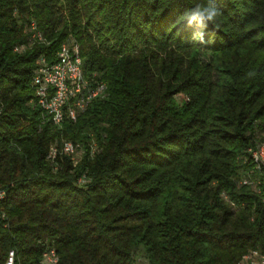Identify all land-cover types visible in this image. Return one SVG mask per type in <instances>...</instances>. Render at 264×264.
Listing matches in <instances>:
<instances>
[{"label": "trees", "instance_id": "16d2710c", "mask_svg": "<svg viewBox=\"0 0 264 264\" xmlns=\"http://www.w3.org/2000/svg\"><path fill=\"white\" fill-rule=\"evenodd\" d=\"M70 38L106 91L54 124L31 80ZM261 144L264 0H0V264H238L264 252Z\"/></svg>", "mask_w": 264, "mask_h": 264}, {"label": "built area", "instance_id": "2783aa9c", "mask_svg": "<svg viewBox=\"0 0 264 264\" xmlns=\"http://www.w3.org/2000/svg\"><path fill=\"white\" fill-rule=\"evenodd\" d=\"M31 29H35L34 23H31ZM33 37L41 39L38 32L34 33ZM56 57L57 60L53 63L41 59L33 74L31 85L36 103L54 124H60L65 118L74 119L77 110H83L90 100L102 97L106 91V84L101 81L91 82L86 78L79 45L73 38L61 44ZM77 146L66 142L63 151L72 159V153L79 151ZM249 151L256 168L260 170L264 167V144ZM55 153L56 149L52 148L49 156L53 158ZM76 163L77 161L73 160V164ZM243 183L252 184L264 204V178H244ZM4 196L5 192L0 190V200ZM5 219V214L0 211V220ZM57 262L58 256L55 250L49 249L42 254V264H57ZM5 264H15L13 250L8 252ZM238 264H264V252L253 250L244 255Z\"/></svg>", "mask_w": 264, "mask_h": 264}, {"label": "clouds", "instance_id": "9594fccd", "mask_svg": "<svg viewBox=\"0 0 264 264\" xmlns=\"http://www.w3.org/2000/svg\"><path fill=\"white\" fill-rule=\"evenodd\" d=\"M218 14L219 10L213 5H209L204 8H198L192 14L191 19L188 20V23L191 24L193 21H195L199 27L203 28L206 27V21L214 20V18H216ZM199 35L201 39H203V33L200 32Z\"/></svg>", "mask_w": 264, "mask_h": 264}, {"label": "rangeland", "instance_id": "374dc122", "mask_svg": "<svg viewBox=\"0 0 264 264\" xmlns=\"http://www.w3.org/2000/svg\"><path fill=\"white\" fill-rule=\"evenodd\" d=\"M200 58L204 61V62H208L209 60V55L207 53H201ZM81 157V152L80 151H74L72 153V159L76 162H78L80 160ZM134 262L135 264H149V262L147 261L144 251L142 250V248H139L135 253H134Z\"/></svg>", "mask_w": 264, "mask_h": 264}]
</instances>
